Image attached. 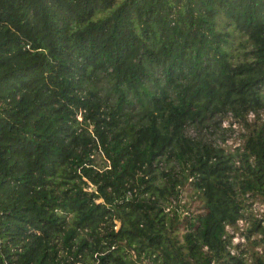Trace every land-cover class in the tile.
<instances>
[{"label": "trees", "instance_id": "1", "mask_svg": "<svg viewBox=\"0 0 264 264\" xmlns=\"http://www.w3.org/2000/svg\"><path fill=\"white\" fill-rule=\"evenodd\" d=\"M257 203L264 0H0V264H264Z\"/></svg>", "mask_w": 264, "mask_h": 264}, {"label": "rangeland", "instance_id": "2", "mask_svg": "<svg viewBox=\"0 0 264 264\" xmlns=\"http://www.w3.org/2000/svg\"><path fill=\"white\" fill-rule=\"evenodd\" d=\"M231 115V114H230ZM226 124L223 123L225 127L228 129L223 132V135L226 137L225 139L222 137L221 132L217 131L216 133L211 134L212 139L216 140L217 143L223 144V145H229V144H238L241 139L243 138L242 132L245 131V126L241 124L239 121H236L234 116H230L226 118L225 120ZM191 133L195 134V131L192 130ZM210 135V136H211ZM256 208L262 210L264 206H260L259 203H257ZM237 240H243L241 235H236Z\"/></svg>", "mask_w": 264, "mask_h": 264}, {"label": "built area", "instance_id": "3", "mask_svg": "<svg viewBox=\"0 0 264 264\" xmlns=\"http://www.w3.org/2000/svg\"><path fill=\"white\" fill-rule=\"evenodd\" d=\"M253 116H254V114L252 113V114H251V117H253ZM224 123L226 124L225 120H224ZM232 144H234V143H232ZM240 223L243 224V221L241 220ZM236 240H237V239H236Z\"/></svg>", "mask_w": 264, "mask_h": 264}]
</instances>
